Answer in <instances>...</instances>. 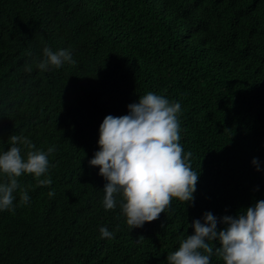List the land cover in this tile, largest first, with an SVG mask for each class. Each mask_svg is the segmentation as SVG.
<instances>
[{"label":"trees","instance_id":"trees-1","mask_svg":"<svg viewBox=\"0 0 264 264\" xmlns=\"http://www.w3.org/2000/svg\"><path fill=\"white\" fill-rule=\"evenodd\" d=\"M0 264H264V0H0Z\"/></svg>","mask_w":264,"mask_h":264}]
</instances>
